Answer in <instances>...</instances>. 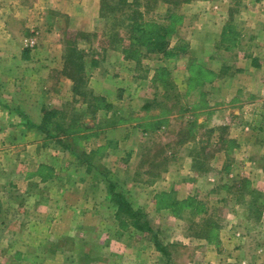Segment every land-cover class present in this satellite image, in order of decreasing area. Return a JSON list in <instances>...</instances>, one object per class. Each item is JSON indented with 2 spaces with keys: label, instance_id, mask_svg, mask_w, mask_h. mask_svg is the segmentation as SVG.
Here are the masks:
<instances>
[{
  "label": "rangeland",
  "instance_id": "374dc122",
  "mask_svg": "<svg viewBox=\"0 0 264 264\" xmlns=\"http://www.w3.org/2000/svg\"><path fill=\"white\" fill-rule=\"evenodd\" d=\"M63 1L67 0H0V88L6 67L11 69L14 67L16 72L19 71L11 63L6 64L4 55L7 52L5 50L7 36L11 37L15 33L21 37L20 50L28 53L36 47L42 35L59 34L63 36L62 41L73 42L72 45L77 49L78 44L87 43L83 45L89 46V51L98 54L103 61L116 60V52H119L126 60L132 62L133 72L130 78L132 80L134 76L139 82H143L140 87V92L143 94H137L135 98L126 100L124 98V102L131 106L126 107V110L135 109L145 101L163 102L165 99L167 104L172 103L177 108L176 114H178L180 107L191 103L195 98L198 99L199 95V93H190L186 97H181L179 71L182 69L180 68L182 64L186 66L189 64L187 68L199 64L204 69L216 64L226 74L239 64L237 59L233 62L234 54L237 56L238 45L233 46L228 42L214 47L218 56L213 61L191 60L192 56L189 55H194V51L199 52L196 42H200L203 38L200 37L202 31H198V27H201L203 22L204 24L211 22L216 17L215 24L221 21H227L228 24L247 20L257 25L260 17L264 23V0H225L223 7L226 8L219 10L223 14H218L219 11L217 13L215 12L217 9L213 8L215 5H220L216 3L218 0H198L200 4L194 6L189 5L191 0L180 4L169 3L166 0H105V7L99 9L92 30L67 29L64 15H60L55 9L56 7L62 9ZM56 4L58 6L54 7ZM101 10L105 13L104 17L101 16ZM131 16L132 19H129L128 17ZM139 20L150 24V29L154 28V24H174L175 31L168 37L170 49L173 47L170 46V42H174L176 38L185 37L196 41L194 48L197 49L193 48L194 51L189 50L187 53L190 61H185L180 55L158 58L157 54L148 51L141 40H137L125 53L122 52L120 39L123 40L124 45H128L129 24L131 21ZM7 26L10 29H7ZM254 27L250 28L249 33L243 31L244 37L254 36L256 32ZM113 29L119 34L115 46L111 39ZM218 30V28L213 30L211 34L218 35ZM239 38L235 37L238 43ZM69 49V46H66V53ZM81 51L84 59L86 53L83 49ZM159 68H171L172 75L164 79L155 78L152 82L153 78H147L148 73L152 69L156 72ZM114 71L118 73L116 65ZM82 72L81 84L84 86L80 89L85 97L91 100L94 94L89 92L84 69ZM25 75L23 80L25 90L34 95V98L39 97L36 92L39 90L34 84L37 80L32 74L28 77V72ZM135 81L132 80L133 83ZM165 82L167 89L164 87ZM155 89L156 91L158 89L156 94ZM223 90L228 97L233 91L230 86ZM202 93H204V101L212 102L210 90L203 89ZM74 104L78 111L83 107L78 102ZM68 108L66 105V109ZM221 113L222 117L231 116L227 110ZM75 114L70 108L65 121H69ZM175 118L181 116L176 115ZM85 119L87 118L78 117L80 121ZM98 125V130L103 127L101 121ZM172 125V129H167L161 136L166 137L168 133L171 135L176 133L180 138L185 134L208 136L207 124L201 128H186L184 124L178 128V124ZM82 126L83 128L74 134L79 137L77 141L59 144L61 183L65 180L64 184H60V187L55 185L54 192L51 185L44 186L40 190L35 184L37 182L32 180L29 184V191L34 189L33 191H38L39 195L44 196L43 206L31 200L28 203L21 202L27 198L22 192L24 190H21L23 162L18 161L19 159L16 160L17 162L7 160L10 155L14 156L16 151L18 155L20 154L21 145L12 147L7 144L8 139L6 144L3 142L1 145L7 147L8 152L4 153L6 159L0 156V264H264V174L251 176L237 172L244 162L235 158L236 143L226 136L225 127L222 126L219 130L221 135L226 137L225 141L220 144L214 143L215 145L207 142L195 147L196 150H200L202 158L199 160V170H206V164L212 162L213 165H218L219 172L188 176V180L194 184L189 185L183 193L188 192L187 198H190L193 204L201 205L203 211L193 213L190 212V207H185L183 213L186 217L179 219L177 214L182 208L178 205L172 207L166 205L171 200L174 201L172 195L165 200L157 198L158 204L153 205L152 201L150 202V191L142 190L139 184L128 185L136 169H145L137 177L148 180L152 173L161 168V165L157 167L158 159L155 158L156 155L160 158L165 152L163 145L159 147L155 142L159 135L153 136L155 140L148 135L144 139L134 140L135 145L131 150L136 155L132 161L131 171L125 173L123 160L128 162L129 159H125L122 155H126L124 153L128 150L125 148L127 144L120 145L118 149L114 147L111 149L108 146L110 150L104 153L102 138L88 141L89 137L86 134L88 128L84 124ZM49 131L61 136L54 129ZM167 148L176 149L174 144H170ZM216 148H221L225 152L216 153L214 150ZM29 149L33 152L32 146ZM139 152L141 155H138ZM47 153L49 151L42 157ZM171 153L166 155L169 156ZM29 163L30 167H33L36 160H31ZM260 164L264 166L263 159L254 165ZM150 168L149 175L147 172ZM42 178L48 179L46 171ZM115 191L122 193L132 210L142 215L140 222L146 221L147 229H136L130 224L128 218L130 213L124 214L128 217L115 218L116 206L111 201L112 193ZM53 213H59L61 220L59 223V232H61L58 236L53 235L51 230L53 221H50V216L56 217Z\"/></svg>",
  "mask_w": 264,
  "mask_h": 264
},
{
  "label": "crops",
  "instance_id": "0c3cea01",
  "mask_svg": "<svg viewBox=\"0 0 264 264\" xmlns=\"http://www.w3.org/2000/svg\"><path fill=\"white\" fill-rule=\"evenodd\" d=\"M224 2L225 0L216 2L220 5L213 7L217 9L215 12L226 8L223 7ZM199 4L198 0L189 2L190 6ZM55 6H58V4ZM61 7L62 9L60 7L55 9L60 15H64L65 28L92 30L94 21L98 17L100 0H67L63 1ZM218 14H223V12L219 11ZM216 20L217 17L213 18L211 22L205 24L203 22L201 27H198V31H202L200 37H203L200 42L192 41V39L189 40L185 37L176 38L174 42L171 41L170 46L173 47H178L179 44L184 45L183 50L180 49L175 56L180 55V57H184L185 61H190L187 57L188 51H194V49L198 48V51L201 52L196 53L194 51V55H189L192 56L191 60L213 61L218 56L214 47H219L226 43L222 41L221 35L226 28L227 21L215 24ZM229 24L235 32V36L234 40L228 43L233 46L238 45L237 56L234 54L235 60L233 62H236L237 59L239 64L234 66V69L228 74L216 64L209 67L210 73L207 80H205L206 84L202 80L192 82L190 70L187 68L189 64L187 66L182 64L180 66L182 69L179 71L180 84L182 86L181 97H186L190 93H199V95L198 99L195 98L191 103L180 107L178 114H176L177 108L172 103L167 104L165 99H163V102L145 101L144 104L138 105L135 109L126 110V107L129 108L131 106L124 102V98L126 100L127 98H135L137 94H143V92H140L143 82H139L138 78L132 76V80H136L133 83L130 78L131 72H133L132 62L126 60L124 55L122 53L119 54V52H116L115 63L112 59H104L103 61L98 57V54H94L92 50L89 51L90 47L88 45V47L83 45L87 43L82 42L81 45L78 44V49L81 48L80 50L83 49L86 53L83 59L85 82L88 85L87 87L90 88V92L94 94L91 98L94 96L98 97L97 103L94 104L96 106L95 111L89 112L91 109L88 108V105L92 102L90 103L84 94L80 95L73 91V81L68 75V64L67 66L65 65L68 56H70L68 55L70 49L66 53L65 48L66 46L71 48L73 42L62 41L63 36L59 34L42 35L41 39L37 41L36 47L28 53H24L25 51L20 50L22 38L15 33L11 37L7 36L5 39V50L7 52L4 55L6 64L11 63L19 71L16 72L14 67L12 69L11 67H6L3 72L4 77L0 88V156L6 159V154L4 153L8 152V149L4 146L1 147V145L3 142L6 144L7 139V144L12 147L18 144L21 145V149H19L20 156L16 151L14 156L10 155L11 157L7 159L10 162H17L16 160L18 159V161L23 162L21 163V179L23 183L21 190H24L22 192L27 195V198L24 197L26 199L21 202L28 203L31 200L39 206H43V203L45 204V201L42 200V197L44 198L42 194L39 195L38 191H33L34 189L29 191L30 182L32 180L37 182L35 184L37 189L40 190L44 186L51 185L52 192H54L53 188L55 185L60 187V184L65 180L61 183L62 168L59 163L61 157L59 144L72 140L77 141V138H79L76 135L63 138L65 137L64 135L57 136L53 132L39 130L38 126L42 121V109L44 107L65 110L67 113L66 120L70 108L76 114L87 113L88 116H84L87 119L78 121L81 125L84 124L88 128L86 130V134L89 137L88 141L94 138H102V145L106 150L103 149L104 153H107L112 147L118 149L120 145L126 143L127 147L125 148L128 150H126V153L123 152L126 155H122L125 159H129L128 162L123 160L125 173L131 171L132 161L136 155L131 150L135 145L134 140L138 138L144 139L147 135L152 140H155L153 136L159 135L160 137L155 142L159 147L163 145L165 152L160 158L157 157L158 155L155 158L158 159V162H156L157 167L161 165V168L152 173L148 180H141L137 177L145 169H136L135 175H131V180L128 183L131 186L139 184L142 190L150 191V202L152 201L153 205L155 203L158 204L157 194L161 191L168 192V197L172 195L173 197H171L175 198L174 200L187 198L189 193L183 192L189 185L194 184V182L192 183L188 180V176L219 172L218 165H213L212 162L206 164V170H199V160H202V158L200 150H196L195 147L199 146V144L202 146V144L207 142L220 144V142L225 141L226 137L222 136L219 131L222 126L227 129L226 136L229 137V140L236 143L235 158H239L244 162V165H242V161H240V166L233 165L234 167L239 166L237 172L240 174L243 172L251 176L264 174L263 165H254L261 159L264 160V23L260 17L257 25L247 20ZM178 27L179 25L176 29ZM251 27L256 28V36L244 37L245 33L243 31L249 33ZM8 28L10 29L9 26H7ZM217 28L219 29L218 35L211 34ZM240 36L244 38L240 39ZM235 37L239 38V43L235 41ZM182 38L185 41H182ZM194 42L197 43V48H194ZM157 56L158 58H166L160 55ZM212 63L214 64V62ZM18 64L20 66H17ZM115 65L118 73L114 71ZM164 69L166 76L172 75L171 68ZM27 72L28 77L32 74L34 79L37 80V83L34 81L36 88L39 90L36 91L39 95L37 98H34V95L26 91L23 85L24 76H26ZM157 73L158 70L155 72L152 69L148 73L147 78H153V82L155 78H158ZM229 86L232 87L233 91L228 97V94L226 95L223 89ZM203 89L210 90L212 102L204 101ZM156 92H158V89L157 91L156 89L154 90L155 94ZM133 101L135 102V99ZM74 102H78L83 106L80 111H78ZM127 102L129 103V100ZM72 103L73 106H71ZM66 105L69 107L68 109H66ZM223 110L230 112L231 116L222 117L221 111ZM176 115L181 116V118H175ZM78 121L74 123L75 126H79ZM100 121L103 127L98 130V122ZM69 122L70 120L67 121V124ZM172 124H178V128L183 124L186 128H201L207 124L208 136L199 137L185 134L180 138L176 133L172 135L168 133L166 137L161 136L166 133L167 129H172ZM171 138L175 139V141ZM170 144H174L176 149L167 148ZM31 146L33 152L29 149ZM201 146L200 148L202 149ZM10 149L12 150V148ZM134 149L136 150L135 147ZM214 150L216 153L225 152L221 148ZM250 150L252 153H250ZM47 151L49 153L42 157ZM113 152L115 153L116 151ZM170 152H172L171 155L167 156L166 153ZM138 155H141L140 152ZM31 160H36V164L33 165L34 168L30 167L29 162ZM151 168L147 172L149 175ZM45 171L48 179L44 180L42 176H44ZM234 171L236 172V170ZM247 178L249 179V176ZM14 186L12 183V187ZM65 186L67 187V185ZM52 196L54 198V194ZM53 216L56 217L50 216V221H53L51 230H53V235L58 236L61 232H59L61 220L59 213H53ZM44 220L45 218L42 221Z\"/></svg>",
  "mask_w": 264,
  "mask_h": 264
},
{
  "label": "trees",
  "instance_id": "16d2710c",
  "mask_svg": "<svg viewBox=\"0 0 264 264\" xmlns=\"http://www.w3.org/2000/svg\"><path fill=\"white\" fill-rule=\"evenodd\" d=\"M169 3L173 4H180L184 2H188L190 0H166ZM105 7V0H100V9ZM101 12V16L104 17L105 13ZM170 17L172 16V12L170 13ZM129 19H132L131 17H128ZM173 21V19H170ZM150 24H148L145 21L139 20L138 22L136 21H131L129 24V44L124 45L123 40L120 39L121 41V50L122 52H126L133 46L137 40H141L143 44L147 46L148 51L151 53L163 56V57H173L175 56L180 49L183 50L184 45L179 44L178 47H172L171 49L169 48V34L172 33L175 28L174 24L169 23V24H164V25H158L154 24V28L150 29L149 27ZM112 33V41L114 43L113 46H115L118 42V31L113 29ZM235 32L231 29L230 24L228 23L226 25V28L224 32H222V41L224 42H230L233 41L234 39V34ZM114 37V38H113ZM68 60L65 65L67 66L68 64V75L73 81V91L75 93H78L80 95H83L84 92L81 91V87L84 86V84H81L83 82V52L80 49H77L74 45L70 48V51L68 52ZM189 70L191 75L190 79L192 82H197L202 80L204 82L207 80L209 77L210 70L209 69H204L203 66L201 65H196L195 67H189ZM157 77L160 79H164L167 76L165 75V69L164 68H159ZM165 89H167V82L164 83ZM169 88V86H168ZM90 92V91H89ZM166 97V96H165ZM98 101V97L94 96L89 102L91 104L88 105V108L91 109L90 112L95 111V105ZM84 117L88 116L87 113H83L82 115L80 114H75L72 116L70 119V122L67 124V121H65V118L67 117V113L65 110H58V109H52V108H43L42 109V121L40 125L38 126V129L43 131V132H49V130L54 129L57 133L60 135H64L65 137H68L70 135H74L76 131L80 130L83 128V126L80 124L78 121V117ZM79 122V126H75L74 123ZM52 125V126H50ZM113 197L111 199L112 203L114 206H116V213H115V218L117 219H122V216L126 213H130L131 215L128 217L130 220V224H132L136 229H144L148 228L146 227V221H143L142 223L140 222V218L142 217L141 214L137 211H133L132 208L130 207V204L126 201V199L123 197V194L120 192H114L112 193ZM157 198L162 199H169L168 194L163 192L161 194L157 195ZM168 207H172L173 205H178L182 208L181 212L177 214V216L182 219L185 218L186 215L183 213V209L185 207H190V212L197 213V211L202 212L203 207L201 205L198 206L197 203L193 204L192 200L189 198L176 201V200H171L168 204L166 203ZM149 230V229H148ZM155 244L157 245V242L154 241Z\"/></svg>",
  "mask_w": 264,
  "mask_h": 264
},
{
  "label": "built area",
  "instance_id": "2783aa9c",
  "mask_svg": "<svg viewBox=\"0 0 264 264\" xmlns=\"http://www.w3.org/2000/svg\"><path fill=\"white\" fill-rule=\"evenodd\" d=\"M32 42V41H31Z\"/></svg>",
  "mask_w": 264,
  "mask_h": 264
}]
</instances>
